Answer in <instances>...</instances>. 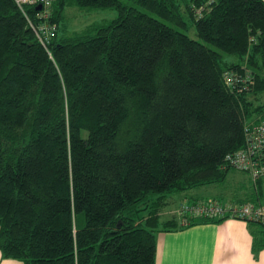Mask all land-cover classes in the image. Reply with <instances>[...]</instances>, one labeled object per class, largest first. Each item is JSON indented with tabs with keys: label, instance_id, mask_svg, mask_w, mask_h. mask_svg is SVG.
I'll return each instance as SVG.
<instances>
[{
	"label": "trees",
	"instance_id": "trees-1",
	"mask_svg": "<svg viewBox=\"0 0 264 264\" xmlns=\"http://www.w3.org/2000/svg\"><path fill=\"white\" fill-rule=\"evenodd\" d=\"M70 7L117 15L71 32ZM23 10L0 0L1 259L155 264L156 233L185 228L161 210L219 201L191 193L229 171L247 177L229 203L264 204V176L224 164L264 116V0H53L46 47Z\"/></svg>",
	"mask_w": 264,
	"mask_h": 264
},
{
	"label": "crops",
	"instance_id": "crops-1",
	"mask_svg": "<svg viewBox=\"0 0 264 264\" xmlns=\"http://www.w3.org/2000/svg\"><path fill=\"white\" fill-rule=\"evenodd\" d=\"M191 196L202 197L196 191ZM179 202L173 199L172 204L161 210L162 221L178 218ZM155 245V264H264V248L254 249L247 222L234 219L219 224H196L170 232L158 231ZM0 264L22 263L1 259L0 254Z\"/></svg>",
	"mask_w": 264,
	"mask_h": 264
},
{
	"label": "built area",
	"instance_id": "built-area-1",
	"mask_svg": "<svg viewBox=\"0 0 264 264\" xmlns=\"http://www.w3.org/2000/svg\"><path fill=\"white\" fill-rule=\"evenodd\" d=\"M53 0H14L18 8L24 13V7H35L39 24L34 26L28 20L39 42L46 47L54 36L55 24L50 23V9ZM192 1V0H190ZM200 12V11H198ZM228 84L238 82L235 75L226 76ZM245 82V79L243 80ZM245 146L225 157L224 164L234 170L245 172L255 182L264 176V116L245 127ZM177 214L184 227L189 226L194 219H234L244 222L264 224V204H233L220 203L215 200L197 201L180 204Z\"/></svg>",
	"mask_w": 264,
	"mask_h": 264
},
{
	"label": "rangeland",
	"instance_id": "rangeland-1",
	"mask_svg": "<svg viewBox=\"0 0 264 264\" xmlns=\"http://www.w3.org/2000/svg\"><path fill=\"white\" fill-rule=\"evenodd\" d=\"M149 14V13H148ZM116 12L114 10H102V9H97V10H84L80 9L77 7L73 8H67L65 11V21L64 24L65 26L70 29V31H80L83 29L85 26L90 25V24H100V23H106L114 18H116ZM153 17L156 18V16L152 15ZM166 23V22H165ZM167 25H170L169 23H166ZM57 29L56 24H55V30ZM187 35L196 41H199L203 43L191 30L187 32ZM221 53V51H218ZM224 58L228 61H233L236 63H240L238 60H236L235 57L226 55L224 53H221ZM244 65L243 63H241ZM254 70V69H252ZM249 123H253L249 122ZM247 177L239 172L236 171H229V173L226 176V179L223 183H218L215 185H208L206 187L200 188L195 190L198 192L204 199L208 198H216L219 201L222 202H228V201H233L236 202V197H238L240 194L235 192L236 186H240L241 184H245ZM236 184V186H235ZM235 186V187H234ZM234 187V189H233ZM187 202V200H185ZM180 203V202H179ZM177 205H180V204ZM229 203V202H228Z\"/></svg>",
	"mask_w": 264,
	"mask_h": 264
},
{
	"label": "water",
	"instance_id": "water-1",
	"mask_svg": "<svg viewBox=\"0 0 264 264\" xmlns=\"http://www.w3.org/2000/svg\"><path fill=\"white\" fill-rule=\"evenodd\" d=\"M39 9H40V7L37 8V10H39Z\"/></svg>",
	"mask_w": 264,
	"mask_h": 264
}]
</instances>
